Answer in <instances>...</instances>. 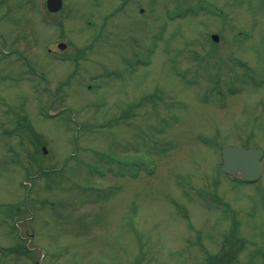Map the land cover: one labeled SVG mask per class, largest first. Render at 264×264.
<instances>
[{
	"label": "rangeland",
	"instance_id": "374dc122",
	"mask_svg": "<svg viewBox=\"0 0 264 264\" xmlns=\"http://www.w3.org/2000/svg\"><path fill=\"white\" fill-rule=\"evenodd\" d=\"M64 5L0 0V264H264V0Z\"/></svg>",
	"mask_w": 264,
	"mask_h": 264
},
{
	"label": "water",
	"instance_id": "95a60500",
	"mask_svg": "<svg viewBox=\"0 0 264 264\" xmlns=\"http://www.w3.org/2000/svg\"><path fill=\"white\" fill-rule=\"evenodd\" d=\"M47 5L51 11H57L62 7V0H47ZM213 38L218 40L219 36L213 34ZM64 46L65 44H60V47ZM44 150L46 151L45 148ZM262 156V148L227 145L222 149L221 169L230 175L255 180L262 171Z\"/></svg>",
	"mask_w": 264,
	"mask_h": 264
}]
</instances>
